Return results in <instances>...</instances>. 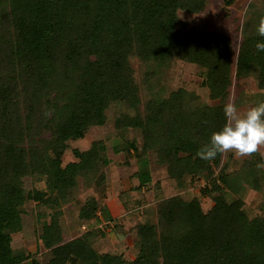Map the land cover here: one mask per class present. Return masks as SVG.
Returning <instances> with one entry per match:
<instances>
[{
  "label": "trees",
  "instance_id": "obj_1",
  "mask_svg": "<svg viewBox=\"0 0 264 264\" xmlns=\"http://www.w3.org/2000/svg\"><path fill=\"white\" fill-rule=\"evenodd\" d=\"M207 1L0 0V264L29 258L39 264L12 244L30 201L52 211L39 234L47 250L42 264H264V202L248 217L238 195L242 182L260 188L257 164L264 159L258 153L244 160L239 172L227 174L220 166L215 182L199 189L211 199L205 211L195 197L159 199L156 221L133 228L131 258L97 251L92 240L104 235L98 227L62 241L57 222L79 182L102 184L108 159L101 139L83 149L70 143L90 127L104 125L110 105L125 109L113 119L114 128L138 130L142 153L152 152L178 187L186 178L214 176L221 154L207 161L197 152L226 122L223 107L231 77L252 74L257 88L264 89V52L254 47L264 42L256 33L264 0L244 20L235 52L224 33L186 27L179 18L178 11L201 12ZM133 56L196 64L212 103L177 88L145 100L140 113L129 63ZM67 150L72 158L63 162ZM122 150L128 156L137 149L130 141ZM139 175L140 183L148 180L147 173ZM36 182L43 188L30 185ZM99 207L94 197H86L77 209L78 220H97Z\"/></svg>",
  "mask_w": 264,
  "mask_h": 264
},
{
  "label": "rangeland",
  "instance_id": "obj_2",
  "mask_svg": "<svg viewBox=\"0 0 264 264\" xmlns=\"http://www.w3.org/2000/svg\"><path fill=\"white\" fill-rule=\"evenodd\" d=\"M261 5L262 0H230L229 4H225L223 0H208L201 12L177 13L186 27L193 26L227 35L235 52L244 20L254 7L258 9ZM129 63L138 87L140 113L145 100L152 96H166L169 91L177 88L193 92L201 102L212 103L207 96L206 87L200 83L202 71L196 64L176 58L162 62L139 61L134 56L130 57ZM228 102H233L240 112H244L264 102V89L257 88L252 74L238 80L231 77L226 103ZM124 110L122 106L110 105L105 111L107 119L104 125L90 127L82 139L70 143V147L77 146L83 149L89 146L92 139L98 137L103 142V154L108 163L102 168L104 179L100 186H84L78 183L72 199L61 206L57 222L61 229L62 241L77 237L88 228L98 227L100 230L104 229V235H97L92 240V246L97 251L120 252L124 257L131 258L135 253L132 244L133 228L138 222L156 221L155 205L159 199L171 195H178L185 200L195 197L205 211L211 205V199L209 196L201 195L199 189L209 187L215 182L220 166L224 165V173H236L240 171L243 161L251 156L238 158L234 153L221 154L220 164L214 169L212 178L194 180L186 178L184 187H178L176 182L167 176L164 166L156 161L152 152L147 150L142 153V135L138 130L114 128L113 119ZM130 141L134 143L138 153L128 152L129 155L125 156L122 147ZM261 152H264V148H261ZM71 158V152L67 150L62 161ZM260 170V188L253 189L242 182V189L238 192L248 217L257 214L258 206L264 202V169ZM140 173H147L148 180L140 183ZM30 185L43 188L42 182ZM88 196L94 197L100 206L97 212L98 219L81 222L77 217V209ZM102 211L105 212L104 215ZM51 212V209L45 206L31 201L26 202L24 212L21 214V228L11 236L13 247L23 248L39 264L47 259V250L42 246L39 234L42 224L49 221ZM105 218L110 222L105 221ZM114 225L117 227L114 228ZM21 264H32V261L29 258Z\"/></svg>",
  "mask_w": 264,
  "mask_h": 264
},
{
  "label": "clouds",
  "instance_id": "obj_3",
  "mask_svg": "<svg viewBox=\"0 0 264 264\" xmlns=\"http://www.w3.org/2000/svg\"><path fill=\"white\" fill-rule=\"evenodd\" d=\"M256 33L264 37V16L259 18ZM257 52H264V42L257 41L254 45ZM226 122L221 129L212 132L208 144L202 146L197 156L202 160L211 161L218 154L234 153L236 157H248L260 153L264 159V102L240 112L233 102L223 107ZM257 167L264 169V163Z\"/></svg>",
  "mask_w": 264,
  "mask_h": 264
}]
</instances>
